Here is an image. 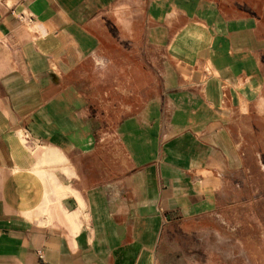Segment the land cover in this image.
Returning <instances> with one entry per match:
<instances>
[{"label":"crops","instance_id":"crops-1","mask_svg":"<svg viewBox=\"0 0 264 264\" xmlns=\"http://www.w3.org/2000/svg\"><path fill=\"white\" fill-rule=\"evenodd\" d=\"M118 47L155 70L156 95L102 119L75 81ZM107 78L132 82L92 75V91ZM262 113L260 13L223 0H0V264H181L175 232L217 210Z\"/></svg>","mask_w":264,"mask_h":264},{"label":"rangeland","instance_id":"rangeland-1","mask_svg":"<svg viewBox=\"0 0 264 264\" xmlns=\"http://www.w3.org/2000/svg\"><path fill=\"white\" fill-rule=\"evenodd\" d=\"M233 12L243 14L260 13L264 16V0H223ZM118 44H124L117 34ZM120 42V43H119ZM108 44V40L105 41ZM108 58L97 68L86 67L75 82L92 98L102 105L100 116H117L124 107H129L142 90L155 97L157 90L156 72L142 62L135 51L104 53ZM125 59L131 60L130 68H125ZM129 64V63H128ZM118 78L124 82L125 75L131 77V84H120L105 79L96 83L92 91L91 76ZM141 95V94H140ZM252 119L246 123V131L241 137L240 152L244 156L243 174L229 177L227 194L219 198L217 210L203 221L198 228L188 227L175 234L180 235L179 248L181 264H264V113L259 122L255 119L252 132ZM103 142L112 137L109 132L101 134ZM116 146L115 155L122 154ZM188 231V232H187Z\"/></svg>","mask_w":264,"mask_h":264}]
</instances>
